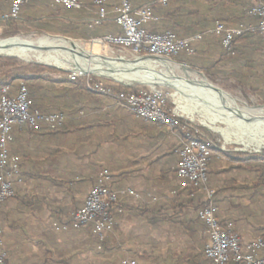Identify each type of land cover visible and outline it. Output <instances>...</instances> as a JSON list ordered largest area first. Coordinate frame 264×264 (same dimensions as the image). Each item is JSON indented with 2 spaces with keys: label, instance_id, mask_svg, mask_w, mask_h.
<instances>
[{
  "label": "crops",
  "instance_id": "obj_1",
  "mask_svg": "<svg viewBox=\"0 0 264 264\" xmlns=\"http://www.w3.org/2000/svg\"><path fill=\"white\" fill-rule=\"evenodd\" d=\"M80 1L81 10H66L53 0H30L17 20L4 23L1 18L9 14L10 8L0 0V34L9 30V23H15L21 31L75 39L62 32L71 26L93 30L113 23L109 19L90 27L96 9L92 0ZM129 1L133 7L159 6L156 0ZM181 1L177 0L176 6L191 11L210 10L222 2L223 17L236 15L250 4V0ZM213 15L208 12L203 16L210 24L207 30L183 35L181 29L176 34L180 38L202 35V40L193 44L194 55L198 49L204 58L218 56L215 50L220 36L210 31L221 21L219 13L215 20ZM158 18L144 26L145 30L160 34L170 31L176 21L190 27L202 19L195 14ZM221 23L226 28L243 24ZM239 64L245 66L244 61ZM233 67L237 64H230L227 72ZM75 109L64 112L68 132H45L44 125L40 132H28L24 126L13 132L10 154L19 158V173L11 178L13 197L0 204V250L7 252L9 264H126L129 259L139 264H209L203 256L207 229L196 218V210L177 204L173 207L171 202L179 191L184 197L190 191L175 175L181 139L166 128L158 129L162 137H157L155 130L149 133L147 125L130 110L104 96L78 97ZM103 170L111 174L110 190H131L138 198L127 193L119 197L111 214L113 229L98 249L90 226L73 230L69 223ZM248 178L235 171L210 176L218 192L214 198L217 219L244 243L264 238V192L242 188ZM229 179L233 183L223 189Z\"/></svg>",
  "mask_w": 264,
  "mask_h": 264
},
{
  "label": "built area",
  "instance_id": "obj_2",
  "mask_svg": "<svg viewBox=\"0 0 264 264\" xmlns=\"http://www.w3.org/2000/svg\"><path fill=\"white\" fill-rule=\"evenodd\" d=\"M10 8L9 14L1 21L6 23L17 20L21 8L30 0H4ZM66 10H81L80 0H53ZM156 5L166 7L168 0H156ZM96 9V18L90 20L89 26H99L104 21L111 20L118 26L122 34L91 39L89 42L97 44H113L132 50L134 58L158 57L171 59L180 54L193 56L194 43L202 40V35L190 38H180L173 32L160 34L150 33L144 26L159 21L152 12V4L133 7L129 0H92ZM111 8L109 11L108 8ZM250 16L260 19L256 26L239 24L233 28H226L221 22H216L210 34L222 37V46L228 49L236 36L258 31L264 41V0H250L248 8ZM144 51L146 54L142 55ZM85 77L88 89L97 95L111 99L121 108H126L138 119L172 128L178 120L185 118L178 113L166 109V102L158 92L126 91L128 86L122 87L118 93L108 87L100 78L90 75H68L70 80ZM96 78L97 80H94ZM102 79V78H101ZM31 101L26 87L20 83L14 93L9 87L0 91V204L13 197L11 178L18 176L19 158L10 154L13 142V132L18 127L27 126L37 129L44 125L51 131L62 127L67 119L65 113H41L31 111ZM184 128L191 126L184 122ZM193 129V128H192ZM179 162L175 168V175L183 183H192L201 196L200 202L204 207L198 211V219L207 229V240L203 247L204 258L209 264H264V238L258 237L252 242L244 243L239 235L229 228H223L216 217L214 198L216 191L208 180V162L212 152L208 143L196 139L181 140L178 150ZM111 174L108 170L101 171L93 186L89 189L82 205L72 214L70 228L82 230L88 226L100 249L108 233L113 229L111 211L118 204V199L126 193L138 198L137 194L128 190L112 191L109 186ZM66 230V226L63 227ZM263 253V255H260ZM0 264H8V254L0 250ZM126 264H139L129 259Z\"/></svg>",
  "mask_w": 264,
  "mask_h": 264
},
{
  "label": "trees",
  "instance_id": "obj_3",
  "mask_svg": "<svg viewBox=\"0 0 264 264\" xmlns=\"http://www.w3.org/2000/svg\"><path fill=\"white\" fill-rule=\"evenodd\" d=\"M177 0H168V5L166 7L158 6L157 8H152V12L155 16L161 17L164 20L172 19L173 16H186L190 17L192 15H197L198 18L201 17V21L192 24L190 27L183 26L182 23L175 22L170 26V31L177 34L181 29L184 30L183 35H192L197 32H203L210 27V24L203 19L206 13H215L212 20H215L216 14L220 15L217 17L221 22L226 25H234L236 22H241L243 24H252L256 26L260 19L258 17L250 16L248 14V7L237 11L236 15H231L230 17H223L225 9L224 3L218 2L210 10H197L191 11L183 6H176ZM183 3V0L181 1ZM181 4V3H180ZM183 5V4H182ZM223 14V15H222ZM178 17V16H177ZM213 22V21H212ZM8 31L3 32L2 36L10 37L20 33H29V30L21 31L19 30L15 23H9ZM62 35H69L75 39L83 40L89 42L91 38L101 37L105 34H110L113 37L122 34L121 29L113 23L106 24L100 28L89 30L85 27L71 26L66 31L62 32ZM154 34H159L152 32ZM218 48L215 50L217 53L216 59L204 58L203 53L196 49V55L187 56L186 54H180L178 56L172 57L171 59L186 64L192 68H198L202 70L211 81H214L220 76L226 79H232L237 82L244 89H248L254 95H256L261 103H264V41L258 31L252 33H246L241 36H236L230 43L228 49L222 46V37H218ZM142 55L146 54L144 51L141 52ZM244 61L245 66L240 67L239 63ZM232 64L236 65V68H232L227 72V67ZM23 71L21 72H11L9 70L1 68L0 70V91L4 87H9L10 93H14L17 87L22 83L28 93V98L31 101V111H39L41 113H53V112H75V105L77 104V98H81L83 95H90L92 93L88 89L87 79L85 77L76 78L70 80L66 73L55 70L53 68L32 65V64H22ZM58 75V78H54L51 75ZM94 80H97L94 78ZM101 81H105L101 79ZM106 83V82H105ZM106 85L113 89L114 93H118L122 90L117 84L111 82L106 83ZM137 89L127 88L126 91L137 93ZM101 96V95H100ZM102 97V96H101ZM126 110V108H123ZM168 114L172 111L171 107L166 105ZM138 119V118H137ZM141 123L147 125V130L151 133L155 130L157 137H162L163 132L158 129L166 128L175 133L181 140L196 139L201 142H205V139L197 134L192 128H184V122L178 120V123L172 128L162 126L156 123L145 122L138 119ZM79 123H81L79 121ZM73 129L75 130V124L72 123ZM28 132H40V126L37 129L29 128L24 126ZM45 132H68V127L64 124L62 127L55 131H51L45 127L43 130ZM168 131V133H170ZM208 147L212 152V156L208 162V180L210 181V176H215L221 173H226L230 171L238 172L239 174L249 176L243 184L242 188L247 190H252L254 193L264 192V154H245L236 153L229 154L222 152L220 149L210 145ZM233 179L227 180V184L223 186L224 188L229 187V184L233 183ZM186 195L184 197L183 192L179 191L173 198L172 206L176 204L180 205L184 209L193 208L197 214L204 205L200 202L201 196L198 193V189L192 183H186ZM218 193V192H217ZM216 193V194H217ZM215 194V196H216ZM198 198V199H197ZM214 203V202H213ZM112 214V211H111ZM196 218L197 215H196ZM204 256V255H203Z\"/></svg>",
  "mask_w": 264,
  "mask_h": 264
},
{
  "label": "bare ground",
  "instance_id": "obj_4",
  "mask_svg": "<svg viewBox=\"0 0 264 264\" xmlns=\"http://www.w3.org/2000/svg\"><path fill=\"white\" fill-rule=\"evenodd\" d=\"M88 51L75 41L58 37L0 40V55L33 60L66 69L74 75L96 74L126 85L139 83L151 88L168 87L185 101V112L199 113L212 124L218 121L224 124V128H214L215 131L209 128L212 132L225 140L235 138L247 146L264 147V107H238L233 98L215 90L203 76L191 73L187 68L182 70L184 76L178 75L179 68L168 59L147 57L129 61L105 58Z\"/></svg>",
  "mask_w": 264,
  "mask_h": 264
},
{
  "label": "rangeland",
  "instance_id": "obj_5",
  "mask_svg": "<svg viewBox=\"0 0 264 264\" xmlns=\"http://www.w3.org/2000/svg\"><path fill=\"white\" fill-rule=\"evenodd\" d=\"M3 34H0V40L3 39H10L13 37H20V38H30V39H37L39 37L45 36L48 38H63L69 41H75L78 43L81 47H83L85 50H89L88 52L92 54H96L99 56H103L105 58H113V59H126L129 61H132L134 59V54L131 49L113 45V44H97V43H91L86 42L82 40H76L69 37L64 36H55V35H47V34H37V33H20L14 36L10 37H4ZM147 59V58H144ZM172 63H174L179 69H178V75L184 76L182 74L183 65H185V68L189 70L191 73H196L201 76H203L211 85L219 88L222 90V92L226 93L229 97L233 98L236 101V105L241 108L249 107V108H258V107H264V103H261L260 99L254 95L252 92H250L248 89L242 88L240 85L236 84L232 79H226L223 76L218 77L214 81H211L209 77L200 69L198 68H192L186 64L179 63L173 59H169ZM22 64H32V65H40L45 66L49 68H53L55 70L61 71L63 73H66L67 75H72V73L66 69H59L53 66H47L43 64H39L33 60H27L23 61L22 59L15 57V56H0V70L5 66L4 69L9 70L11 72H21L23 71ZM181 71V72H180ZM57 75V74H56ZM90 76H95L97 78H100V76L96 74H90ZM105 81L103 83H115L119 87H125L128 86V88L137 89L139 91H146V92H158L161 94L162 98L165 100L166 105L170 106L172 109V113H178L180 116H184L185 118H181L183 122L188 123L193 130L199 134L201 137L205 139L206 142H208L210 145L220 149L222 152H226L229 154H236V153H245V154H264V147L263 148H255L252 146H247L245 144H241L240 142L236 141L235 138H231L229 140H225L221 135L218 133L212 132L209 128L214 130V128H224V124L220 121L212 124L206 119L200 115L199 113L196 114H189L184 111L183 105L185 104V101H183L182 98L178 97L175 92L165 86H155L153 88L148 87L143 84L139 83H132V84H121L118 82H115L114 80L110 78L101 77ZM105 83V84H106ZM174 95V97L172 96ZM215 131V130H214ZM210 182V181H209ZM211 184V183H210ZM9 264V262H8Z\"/></svg>",
  "mask_w": 264,
  "mask_h": 264
},
{
  "label": "water",
  "instance_id": "obj_6",
  "mask_svg": "<svg viewBox=\"0 0 264 264\" xmlns=\"http://www.w3.org/2000/svg\"><path fill=\"white\" fill-rule=\"evenodd\" d=\"M0 56H1V55H0ZM155 58H158V57H155ZM117 59H120V58H117ZM137 59H138V58H134L133 61H135V60H137ZM183 68H185V65H183ZM115 82H116V81H115ZM213 87H214V89L217 90V91H220V92L222 91L221 89H219V88H217V87H215V86H213Z\"/></svg>",
  "mask_w": 264,
  "mask_h": 264
}]
</instances>
